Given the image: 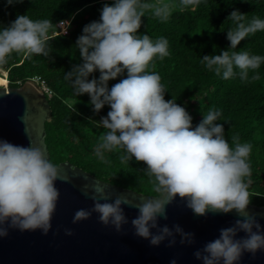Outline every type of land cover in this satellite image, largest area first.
Listing matches in <instances>:
<instances>
[{
  "label": "clouds",
  "instance_id": "9594fccd",
  "mask_svg": "<svg viewBox=\"0 0 264 264\" xmlns=\"http://www.w3.org/2000/svg\"><path fill=\"white\" fill-rule=\"evenodd\" d=\"M204 0H113L100 9V17L86 24L75 41L81 63L65 72L74 92L88 94L93 112L99 113L106 105L110 110L101 117L97 127L107 129L95 148L102 161L104 153L120 149L122 163L143 161L145 174L152 178L158 195L132 205L126 197L114 200L104 198V189L95 188L91 209H79L73 223L88 219L93 213L105 226L117 232L127 224L124 205L135 207L138 214L131 220L134 235L159 246L165 240L171 247L180 236L181 244H193L194 234L185 232L180 225L160 226L159 219H167V206L179 197L196 215H206L211 210L227 214L235 210L241 218L225 228L219 236L207 241L194 252L201 264H240L243 255H255L264 250V225L257 215L248 211L249 193L245 177H250V143H241L238 136L225 137L224 125L217 123L221 111L210 109L202 120L193 126V117L176 102L165 100L167 89L160 75L147 71L154 58L169 55L166 37L153 40L140 34L142 17L147 12L166 22L174 9L195 10ZM250 2V0H249ZM23 0H6L7 5ZM74 18V17H73ZM226 20L231 27L226 32L230 42L227 50L219 54L204 55V67L224 80L239 76L249 81L259 80L256 71L264 64V56L249 51H236L242 40L257 32H264V18L252 16L238 8ZM67 21L68 28L71 19ZM52 21L33 20L27 14L18 15L7 26H0V65L13 53H23L28 59L33 55L51 57L49 30ZM126 70V75H125ZM238 70V71H237ZM99 72L96 77L94 73ZM91 76V79L89 78ZM119 82L109 87V81ZM58 166L39 147L22 146L0 140V237L9 229L19 231L40 230L47 234L52 227L59 190ZM104 202H101V200ZM156 231H153V230ZM72 235L71 229H65ZM244 235L240 236L239 233ZM171 264H176L173 260Z\"/></svg>",
  "mask_w": 264,
  "mask_h": 264
},
{
  "label": "trees",
  "instance_id": "16d2710c",
  "mask_svg": "<svg viewBox=\"0 0 264 264\" xmlns=\"http://www.w3.org/2000/svg\"><path fill=\"white\" fill-rule=\"evenodd\" d=\"M105 3L111 4L113 0H23L14 5L0 0V26H7L18 15L25 14L33 20L52 21L48 43L50 56L54 57L33 55L25 59L23 53L13 52L0 69L7 73L9 88L19 87L18 82L24 84L31 78L41 77L53 91L48 99L52 120L45 124V143L54 164L69 162L102 181L156 196L158 193L154 191L152 178L144 172L143 161L133 159L130 163H122L120 149L105 152L104 161L95 155L94 150L107 131L97 125L110 108L106 105L99 113L93 112L88 94L78 96L65 79V72L81 63L76 39L86 24L99 19ZM237 8L247 13L248 18H264V0H204L195 10L174 9L166 22L147 12L138 33L148 34L153 40L166 37L169 41V55L163 59L154 58L147 68L160 75L167 89L165 100L173 97L178 104L186 106L193 117V126L208 110H220L222 115L217 123L224 125L230 146L234 147L232 136L252 145L251 175L244 179L248 184L250 204L264 206V64L256 70L259 80H251L255 73L250 70L249 81L245 82L239 76L221 79L201 63L204 55L219 54L229 47L226 32L232 25L226 17ZM69 19L71 26L67 35L60 34L58 23ZM235 50L264 56V32L242 40ZM93 75L98 77L99 72ZM121 78L110 80L109 87ZM5 79L0 77V82Z\"/></svg>",
  "mask_w": 264,
  "mask_h": 264
},
{
  "label": "water",
  "instance_id": "95a60500",
  "mask_svg": "<svg viewBox=\"0 0 264 264\" xmlns=\"http://www.w3.org/2000/svg\"><path fill=\"white\" fill-rule=\"evenodd\" d=\"M51 120L48 98L33 81L17 88H0V140L39 147L50 159L45 124ZM57 166L61 178L56 181L59 198L51 229L46 235L40 230L9 229L6 237H0V264H171L173 260L176 264H201L194 252L218 237L221 228L241 218L235 210L227 214L209 210L206 215H196L185 200L177 197L167 206V219L161 217L159 225L169 228L180 225L185 232L194 234V243L181 244L177 235L171 247L167 240L152 246L148 240L134 235L131 220L138 214L135 207L123 206L129 222L120 232L101 223L97 213L78 223L72 221L77 210L92 208V195L99 196L94 191L97 187L104 189L108 201L123 195L132 205L153 196L102 181L69 162ZM248 211L256 214L264 225V206L249 204ZM65 229H71L72 235L66 234ZM240 264H264V250L255 255L246 252Z\"/></svg>",
  "mask_w": 264,
  "mask_h": 264
},
{
  "label": "built area",
  "instance_id": "2783aa9c",
  "mask_svg": "<svg viewBox=\"0 0 264 264\" xmlns=\"http://www.w3.org/2000/svg\"><path fill=\"white\" fill-rule=\"evenodd\" d=\"M60 28V34H64V32L67 30V21H65V23L63 25L59 24L57 25ZM69 29V28H68ZM30 81H33L34 83H36L41 92L43 94H45V96L50 99L53 96V91L48 87L47 83L41 78V77H34L29 79ZM28 81V80H27ZM19 85H21V82H18Z\"/></svg>",
  "mask_w": 264,
  "mask_h": 264
},
{
  "label": "rangeland",
  "instance_id": "374dc122",
  "mask_svg": "<svg viewBox=\"0 0 264 264\" xmlns=\"http://www.w3.org/2000/svg\"><path fill=\"white\" fill-rule=\"evenodd\" d=\"M4 73H5V75H4ZM3 76L6 79H5L4 82H0V88H6V89H8L9 87H8L7 73L4 70L0 69V77H3Z\"/></svg>",
  "mask_w": 264,
  "mask_h": 264
}]
</instances>
